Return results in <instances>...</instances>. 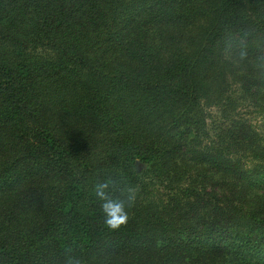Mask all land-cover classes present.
<instances>
[{
  "label": "trees",
  "instance_id": "16d2710c",
  "mask_svg": "<svg viewBox=\"0 0 264 264\" xmlns=\"http://www.w3.org/2000/svg\"><path fill=\"white\" fill-rule=\"evenodd\" d=\"M234 85L264 131V0H0V264H264Z\"/></svg>",
  "mask_w": 264,
  "mask_h": 264
},
{
  "label": "clouds",
  "instance_id": "9594fccd",
  "mask_svg": "<svg viewBox=\"0 0 264 264\" xmlns=\"http://www.w3.org/2000/svg\"><path fill=\"white\" fill-rule=\"evenodd\" d=\"M107 183L100 184L96 188V195L104 201L101 205L105 214V224L111 230H118L128 223L129 215L125 210L123 201L112 200L103 189L107 188Z\"/></svg>",
  "mask_w": 264,
  "mask_h": 264
},
{
  "label": "rangeland",
  "instance_id": "374dc122",
  "mask_svg": "<svg viewBox=\"0 0 264 264\" xmlns=\"http://www.w3.org/2000/svg\"><path fill=\"white\" fill-rule=\"evenodd\" d=\"M229 97L232 98L235 103L237 112L245 117L252 126L259 131V133L264 134L262 120L257 114V111L252 107L249 98H244L242 91L239 86L234 85L230 88ZM214 113H217V109H212Z\"/></svg>",
  "mask_w": 264,
  "mask_h": 264
}]
</instances>
